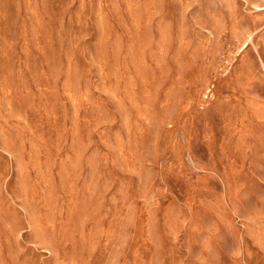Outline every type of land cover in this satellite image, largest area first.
<instances>
[{
    "label": "rangeland",
    "instance_id": "rangeland-1",
    "mask_svg": "<svg viewBox=\"0 0 264 264\" xmlns=\"http://www.w3.org/2000/svg\"><path fill=\"white\" fill-rule=\"evenodd\" d=\"M0 264H264V0H0Z\"/></svg>",
    "mask_w": 264,
    "mask_h": 264
}]
</instances>
